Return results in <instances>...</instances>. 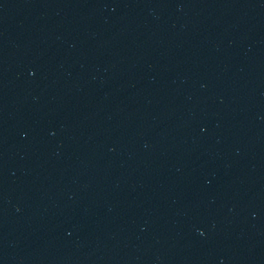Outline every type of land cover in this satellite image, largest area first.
I'll list each match as a JSON object with an SVG mask.
<instances>
[{"label": "water", "instance_id": "obj_1", "mask_svg": "<svg viewBox=\"0 0 264 264\" xmlns=\"http://www.w3.org/2000/svg\"><path fill=\"white\" fill-rule=\"evenodd\" d=\"M0 264H264V0H0Z\"/></svg>", "mask_w": 264, "mask_h": 264}]
</instances>
